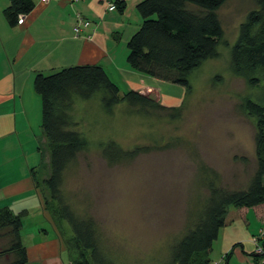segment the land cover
<instances>
[{
    "label": "rangeland",
    "instance_id": "1",
    "mask_svg": "<svg viewBox=\"0 0 264 264\" xmlns=\"http://www.w3.org/2000/svg\"><path fill=\"white\" fill-rule=\"evenodd\" d=\"M255 7L254 0H227L216 11L223 29L218 56L190 74V92L130 68L127 40L112 45L115 57L110 60L115 66L110 65L114 71L109 73L119 95L137 83L136 89L164 108L121 102L107 111L98 97L74 100L71 116L89 143L64 170L62 192L76 213L92 217L101 250L116 264L163 263L170 245L198 218L211 183L229 190L246 187L256 165L255 119L241 103L246 96L264 103V81L250 87L234 75L230 47L239 24ZM29 90L34 92L33 82ZM107 140L126 150L145 148L133 157L111 161L99 145ZM257 210L228 209L225 229L212 245L210 264L225 252L223 231L235 229L238 236L245 223L249 236L264 231V218ZM261 237L263 246L264 234ZM228 264H239L234 254Z\"/></svg>",
    "mask_w": 264,
    "mask_h": 264
},
{
    "label": "trees",
    "instance_id": "2",
    "mask_svg": "<svg viewBox=\"0 0 264 264\" xmlns=\"http://www.w3.org/2000/svg\"><path fill=\"white\" fill-rule=\"evenodd\" d=\"M226 1L141 0L136 6L140 26L126 43L130 68L178 84L190 92V74L205 60L218 56L223 29L216 11ZM254 1L256 7L239 24L237 38L230 47L231 72L250 87L264 81V0ZM117 6L122 9L124 4ZM33 7V0H8L4 14L8 23L15 26L18 17L29 14ZM33 88L41 100L44 141L39 145L40 161L30 171L41 194L43 209L66 247L71 264H116L101 250L92 217L76 213L62 192L64 170L89 143L71 116L73 102L76 98L98 97L107 111L121 102L147 108L164 107L135 89L120 96L118 85L98 64H78L47 74L37 72ZM241 108L255 119V170L244 189L229 190L211 183L198 218L170 245L168 258L161 264H210L212 245L226 225L228 209L264 207V103L246 96ZM99 145L111 161L133 157L145 148L122 149L114 140ZM25 214V210L15 212L7 206L0 209V264L27 263L20 238ZM237 245L241 243L233 247ZM231 255L232 249L222 256L225 264Z\"/></svg>",
    "mask_w": 264,
    "mask_h": 264
},
{
    "label": "crops",
    "instance_id": "3",
    "mask_svg": "<svg viewBox=\"0 0 264 264\" xmlns=\"http://www.w3.org/2000/svg\"><path fill=\"white\" fill-rule=\"evenodd\" d=\"M140 1L33 0L34 7L23 22L11 26L4 14L8 0H0V209L7 206L15 212L26 211L20 230L26 264H71L31 178L30 169L40 161L39 145L44 138L41 100L29 86L37 72L78 64H98L107 73L114 71L111 47L128 41L139 28L136 6ZM108 2L116 5L114 10L107 9ZM121 2L122 9L117 6ZM79 17L89 23L80 24L76 35L74 26ZM136 84L132 83L131 89L138 90ZM261 207H256L257 215L263 219ZM243 228L238 236H234L235 229L223 231L225 252L220 257L232 249L239 264L248 259L254 249L253 236L248 235L246 223ZM237 242L241 245L233 247ZM218 261L224 260L219 258L214 264Z\"/></svg>",
    "mask_w": 264,
    "mask_h": 264
},
{
    "label": "built area",
    "instance_id": "4",
    "mask_svg": "<svg viewBox=\"0 0 264 264\" xmlns=\"http://www.w3.org/2000/svg\"><path fill=\"white\" fill-rule=\"evenodd\" d=\"M115 7H116V5L113 2L107 3V9L108 10H114ZM23 20H24V16L20 15L17 19V23L21 24L23 22ZM88 23H89V21H86V20L79 17L78 24L74 26V33L76 35H78L79 31H80L79 25L80 24L88 25ZM262 234H263V231L261 230L258 236H253V238H252V241L254 243V249L252 251L253 254L250 257H248L247 260L242 262V264H264V247L260 243H258V239L261 237Z\"/></svg>",
    "mask_w": 264,
    "mask_h": 264
}]
</instances>
